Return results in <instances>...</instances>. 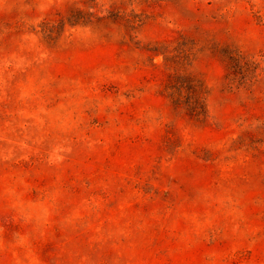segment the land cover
I'll return each mask as SVG.
<instances>
[{"label": "rangeland", "instance_id": "1", "mask_svg": "<svg viewBox=\"0 0 264 264\" xmlns=\"http://www.w3.org/2000/svg\"><path fill=\"white\" fill-rule=\"evenodd\" d=\"M0 264H264V0H0Z\"/></svg>", "mask_w": 264, "mask_h": 264}]
</instances>
